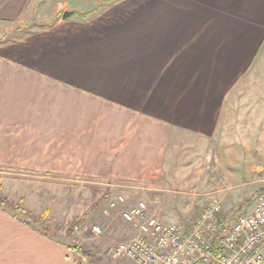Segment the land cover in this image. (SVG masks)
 <instances>
[{
	"label": "crops",
	"instance_id": "crops-1",
	"mask_svg": "<svg viewBox=\"0 0 264 264\" xmlns=\"http://www.w3.org/2000/svg\"><path fill=\"white\" fill-rule=\"evenodd\" d=\"M263 43L264 0H0L2 186H196L202 166L192 203L234 213L264 168L236 167L247 129L228 98ZM0 264L75 261L0 208Z\"/></svg>",
	"mask_w": 264,
	"mask_h": 264
},
{
	"label": "rangeland",
	"instance_id": "rangeland-1",
	"mask_svg": "<svg viewBox=\"0 0 264 264\" xmlns=\"http://www.w3.org/2000/svg\"><path fill=\"white\" fill-rule=\"evenodd\" d=\"M258 30L259 33L263 31ZM238 84L236 91L228 98V105L232 106L227 111L232 116L243 117L240 122L247 131L242 135V146L244 149L251 146L252 152L247 155L243 149V153L237 157L236 167L246 169L250 165L252 169L264 168V43L250 63L244 60V75ZM215 150L212 149L213 156ZM213 156L209 164L216 184L213 189L222 188L225 181L233 180V177L223 165L214 169ZM200 168L191 171V176L199 178L197 184V180L194 182L196 186H191L192 182L190 185L188 180L183 181L182 178L173 181L168 178L156 188L110 187L101 182L79 184L69 181L43 187H3L9 182L0 178V199L6 201L8 211L22 220H28L38 230L44 229L48 237L68 246L74 261L79 264H135L128 259L112 260L109 256L114 246L136 239L139 234L134 225L123 220L122 213L143 202L147 206L148 216L165 224L189 225L209 202L206 199L202 204L192 203L194 199H202L199 196L203 191ZM183 174L186 176V173ZM4 175L10 177L11 173ZM243 185L242 198L237 202L235 212H224L223 218L227 222H233L235 216L253 210L258 196L264 193V172L259 179L256 174L250 173ZM119 196L125 197L126 204L111 208L110 204ZM221 206L224 211L222 202ZM17 208L25 210L31 217L17 211ZM95 225L101 228L100 234L93 232Z\"/></svg>",
	"mask_w": 264,
	"mask_h": 264
},
{
	"label": "built area",
	"instance_id": "built-area-1",
	"mask_svg": "<svg viewBox=\"0 0 264 264\" xmlns=\"http://www.w3.org/2000/svg\"><path fill=\"white\" fill-rule=\"evenodd\" d=\"M119 196L111 208L125 205ZM140 202L122 213L123 220L134 225L138 237L114 246L112 260L128 259L135 264H264V193L253 210L223 218L220 201L210 202L189 225L165 224L148 216ZM225 220V221H224ZM93 232L101 233L97 225Z\"/></svg>",
	"mask_w": 264,
	"mask_h": 264
},
{
	"label": "trees",
	"instance_id": "trees-1",
	"mask_svg": "<svg viewBox=\"0 0 264 264\" xmlns=\"http://www.w3.org/2000/svg\"><path fill=\"white\" fill-rule=\"evenodd\" d=\"M81 16L84 17V15H81ZM5 207H6V201L0 199V208H1L3 211H5V212L11 214L15 219H17L18 221H20V222L24 223L25 225L31 227L32 229H34L35 231H37V232L40 233L41 235H43V236H45V237H47V238H49V239H52V238H50V237L47 236V234H46V232H45L44 229H40V230H38V229L35 228V227H34V226H33L28 220H22L21 218H19L18 216H16V214L11 213L10 211H8ZM16 210H17V211L19 210V211H21L22 213L26 214L28 217H29V216L31 217V215H30L28 212H26L25 210H23V209H19V208H17ZM52 240H54V239H52ZM76 250H77V249H76ZM76 252H78V254L80 253L78 250H77ZM75 264H79V263H78V262H75Z\"/></svg>",
	"mask_w": 264,
	"mask_h": 264
},
{
	"label": "water",
	"instance_id": "water-1",
	"mask_svg": "<svg viewBox=\"0 0 264 264\" xmlns=\"http://www.w3.org/2000/svg\"><path fill=\"white\" fill-rule=\"evenodd\" d=\"M78 15H80V14H78L77 12H74V11L70 12L69 11V12L64 13L63 19H69V18H72V17H76Z\"/></svg>",
	"mask_w": 264,
	"mask_h": 264
}]
</instances>
